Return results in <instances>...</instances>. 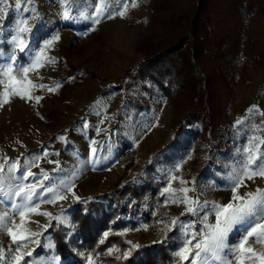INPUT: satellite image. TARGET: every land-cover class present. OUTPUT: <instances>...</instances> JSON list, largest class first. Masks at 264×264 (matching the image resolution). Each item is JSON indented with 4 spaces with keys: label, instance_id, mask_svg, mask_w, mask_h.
Instances as JSON below:
<instances>
[{
    "label": "rangeland",
    "instance_id": "1",
    "mask_svg": "<svg viewBox=\"0 0 264 264\" xmlns=\"http://www.w3.org/2000/svg\"><path fill=\"white\" fill-rule=\"evenodd\" d=\"M248 1L253 9L241 21L226 0H210L213 29L246 31L264 48V1ZM20 2L29 11L18 12L16 0L0 3V68L12 64L13 53L19 58L11 79L0 76V264H124L156 245L170 255L165 264L204 257L205 264H237L229 249L240 242L239 225L215 257L211 251L189 259L176 253L186 245L194 253L216 224L218 208L241 202L233 199V188L244 199L264 192V176L246 175L257 167L249 165L252 157L264 163L262 70L242 63L223 82L207 65L218 132L210 140L200 124L177 129L170 101L156 84L136 76L143 59L136 45L159 30L147 16L149 0ZM18 20L33 29L23 34L24 53L12 41ZM29 64L34 67L27 74L18 71ZM13 81L24 97L9 94L5 103V86ZM21 187L41 193L29 202L35 211L14 207L26 203L15 195ZM117 188L143 194L125 192L116 200ZM98 207L102 217L90 220L91 233L80 237L73 213L80 208L94 217ZM5 225L27 239L13 243ZM55 237L75 257L61 259ZM245 247L264 254V243L250 239Z\"/></svg>",
    "mask_w": 264,
    "mask_h": 264
},
{
    "label": "trees",
    "instance_id": "2",
    "mask_svg": "<svg viewBox=\"0 0 264 264\" xmlns=\"http://www.w3.org/2000/svg\"><path fill=\"white\" fill-rule=\"evenodd\" d=\"M230 10L243 20L253 9L248 0H226ZM264 1V0H262ZM210 0H149L148 19L159 29L139 41L136 51L143 55L137 64L136 76L156 84L170 101L175 111L177 129L200 124L210 140L218 136L214 123L213 107L215 88L209 80L206 67L215 79L227 82L242 63L253 64L262 70L261 87L264 89V48L246 31L220 28L214 31V21L209 9ZM261 2V0H260ZM186 100V101H185ZM191 103L190 109L184 105ZM212 142V141H211ZM115 189L116 200L125 192L141 197L138 188ZM91 205L88 204V207ZM101 206L95 203L92 207ZM78 208L73 213L79 236L91 233L88 222L97 220L101 212L93 208L94 217ZM113 208L110 209L111 212ZM104 215V214H103ZM102 217V216H101ZM100 217V218H101ZM96 218V219H93ZM102 221V220H100ZM100 227L104 228L105 224ZM58 256L65 260L75 257L60 239H54ZM141 257L132 255L124 264H165L171 262L163 245L155 251H141Z\"/></svg>",
    "mask_w": 264,
    "mask_h": 264
},
{
    "label": "snow or ice",
    "instance_id": "3",
    "mask_svg": "<svg viewBox=\"0 0 264 264\" xmlns=\"http://www.w3.org/2000/svg\"><path fill=\"white\" fill-rule=\"evenodd\" d=\"M26 2L30 3L31 0H26ZM0 3H7V0H0ZM107 4V0H105V5ZM16 10L27 12L28 8H22L20 0H16L15 4ZM31 11H35V9H31ZM99 11V9H98ZM122 14V13H120ZM11 15V13H9ZM68 18V13L65 12V19ZM4 12L0 10V20H4ZM27 25V20H18L16 21V35L12 37V41L16 44V47L19 48L21 53H24L28 45L26 44L23 34L30 33L33 31L31 27L25 26ZM3 30V25L0 24V31ZM55 39H59L56 37ZM52 41H48L45 44V48L50 47ZM43 51V50H42ZM8 59L12 61V64H6L3 68H0V76L11 79L10 74L13 72V65L18 63L19 58L13 53ZM52 62V61H50ZM34 64H29V66L21 65L18 71H22L24 74H27L32 68ZM3 80H0V83H3ZM19 83L18 81H13L12 83H8L5 86V92L3 93L4 101L7 102V98L9 94L12 95H20L21 98L24 97V93L18 89H15V84ZM36 87V85H33ZM39 87H43L40 85ZM9 89H14L9 92ZM37 102H39V97L36 98ZM261 160H264V157H260ZM256 164L257 167L255 170L246 173L248 178H252L253 176L259 175L264 176V163H257V158L252 157L249 160V165ZM2 165H0V169H2ZM31 175V174H29ZM27 179V177H24ZM42 191H50V189L44 188L41 185ZM235 188H233V199L237 201H241L240 203L232 204L229 203L226 206L219 207L216 212V224L211 226V231L208 234L207 238L203 242H198L195 244L196 251L193 253L188 245L181 249L180 252L176 253V255L181 256L183 259H189V257H197L200 258L202 253H206L211 251L215 257V254L219 252L221 249L225 247V238L230 231L233 230L234 225H239L242 229V235L240 242L236 248H230L229 252L235 257L237 264H243L245 259H258L260 264H264V254H261L259 257L255 255L252 249L246 248L245 244L250 240H254L256 243H264V223H260L259 221L264 220V192L258 191L257 193L249 194L247 199L243 197H239L235 195ZM41 194L36 193L33 189H25L23 187L20 188L19 191L15 193L17 197L23 196L26 203L23 206L17 205L14 207H23L27 209V211L32 212L35 211V207H29V202H31L34 196ZM51 202V201H48ZM184 202V201H181ZM188 211L196 212V208H189ZM21 217V221L24 220L26 215L25 211H20L19 213ZM2 219V218H0ZM175 223V221L173 222ZM8 232V235L11 236L13 243H17L18 241H22L27 239V237L22 234H17L13 228L4 226ZM17 228L23 227V224L16 226ZM190 244V242H189ZM128 253H125L127 256ZM207 257H204L203 260L191 259L190 264H205ZM91 264V262H89ZM225 264H231V261L225 262Z\"/></svg>",
    "mask_w": 264,
    "mask_h": 264
}]
</instances>
